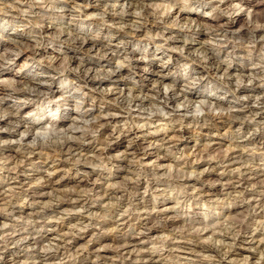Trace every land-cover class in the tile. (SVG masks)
<instances>
[{"label":"clouds","instance_id":"obj_1","mask_svg":"<svg viewBox=\"0 0 264 264\" xmlns=\"http://www.w3.org/2000/svg\"><path fill=\"white\" fill-rule=\"evenodd\" d=\"M91 6L90 3H77V0H0V43L15 46L0 55V77L13 73L16 77L0 79V85L6 88L4 94H0V122L7 121L6 125L0 126V134L17 137L0 138V150L19 146L17 151L23 152L25 157L35 155L39 150L66 155L70 173L76 172L77 177L97 174L101 180L117 175L120 166L133 155L132 165L136 169L131 174L133 179L109 185L112 202L105 205L107 214L103 220L115 219L118 215L127 221L139 218V222L147 225L153 214L173 216L177 223L201 213L208 217L225 214L230 210L228 201L242 200L244 193L237 192L232 196L225 184L224 198L211 199L203 193L217 191L220 180H208L207 177L218 173L223 179L231 168L233 175L239 174L243 179L254 169L253 155H248L249 162L241 160V167L235 168L228 163L227 155L205 158L194 154L189 158L181 144L190 142L189 134L193 130L197 133L219 131L215 128L217 122L233 126L234 131L226 138L234 143L251 141L264 132V96L253 100L240 94L242 89L257 86L264 90V10L257 11V8L264 9V0H96L97 10L86 15ZM68 16L71 20L51 39L61 45L77 46L79 42V47L89 40L95 46L106 39L107 48L92 57V62H107L103 68L88 67L84 59L73 67L74 58L63 53L62 61L54 60L47 65L36 58L43 47L45 25L52 24L57 17L67 19ZM129 20L131 23L126 22ZM204 20L209 23H202ZM86 21H99V30L90 34ZM241 21H244L242 26ZM26 30L31 32L30 39L35 42L34 47L27 49L20 43V38L28 35ZM104 30L109 32L107 37L102 36ZM204 36L208 39L201 44ZM245 38L248 43L244 54L240 55ZM152 45H155L154 52ZM93 50L94 47L89 54ZM26 51L31 55L17 67ZM173 54H178L180 59ZM239 60L251 63L250 73L233 76L231 69ZM45 67L51 71H44ZM36 69L40 71L33 83H19L24 73ZM214 70L215 75L212 74ZM70 74L75 75V81L69 79ZM153 75L156 78L149 86L148 78ZM106 82L111 86H104ZM90 94H96V99H91ZM197 94L201 98H191ZM248 127L251 131H246ZM106 132L107 136L104 135ZM173 133L178 135L166 141V148L153 144L145 147L142 153L131 152L141 141ZM126 139L128 151H118V145ZM208 139L211 141L214 137L209 135ZM95 145H100L98 154L86 156L83 150ZM212 147V143L207 144L205 154ZM157 149L173 160L171 169H158L155 161L151 165L143 163L149 153ZM111 151H116L117 155H109ZM135 155H139V160ZM60 162L57 159L53 167ZM7 163L0 161V172ZM82 166L91 171H81ZM160 172L164 174L160 175ZM54 174L48 172L45 179ZM145 179L150 184L166 183L171 192L158 188L150 204L141 201L138 188L143 186ZM43 182L37 180L36 184ZM173 184L180 186L172 188ZM133 188L137 193L129 199V191ZM113 189L122 195H113ZM256 190L253 186L244 192ZM151 191L150 188L148 192ZM93 196L95 192L87 190L80 194V200L86 201ZM246 203L251 204L250 201ZM9 205L10 201L0 207V213L9 217V222L0 223V264H47L57 259L64 246L49 241L41 247L40 239H34L32 235L37 222L30 218L21 230L16 221L11 220L13 212ZM51 208V204H46L41 212ZM260 212L264 209L257 206L250 209L248 216L222 227L218 243L214 233L205 243L211 244L217 255L205 259L210 264H236L228 259L229 256L239 254L242 242L255 244L256 234L264 233V221L257 224L255 230L250 224L252 213ZM94 220L95 217L90 218L77 235L91 229ZM203 231L199 230V234ZM249 231L251 235H248ZM151 232L145 227L139 235L151 236ZM189 235H193L191 243L195 244L196 230L189 234L186 224L169 235L155 237L154 246L148 251L162 257L168 253L169 264H195L191 258L181 255L179 247H174L184 243ZM261 246H264V239L257 247L249 249L243 264H253L257 254L259 258L255 259V264H264ZM86 252L87 248L79 251L84 264L90 259ZM95 264H99V257ZM138 264L151 262L138 261Z\"/></svg>","mask_w":264,"mask_h":264},{"label":"rangeland","instance_id":"obj_2","mask_svg":"<svg viewBox=\"0 0 264 264\" xmlns=\"http://www.w3.org/2000/svg\"><path fill=\"white\" fill-rule=\"evenodd\" d=\"M11 2V0H9ZM77 3L91 4L92 6L88 9L86 15H90L93 11H96L95 3L96 0H77ZM102 7V6H101ZM264 9L257 8V11ZM22 11V9H21ZM71 20L68 16L67 19L57 17L52 24H46L44 29V37L41 41L43 47L38 50L37 59L45 61V65L52 61H62L64 55H69L74 58L73 67L79 64L81 59L85 60L88 67L91 68H103L105 63L100 61L92 62V57H95L96 53L102 49L107 48L108 41L103 39L97 42L95 46H71L61 45L59 42L51 39L54 37L58 30L66 25ZM131 23V21H126ZM202 23L208 24L207 20ZM244 21H241V26ZM86 26L90 30V34H95L99 30V21H86ZM28 35L20 38V43L28 47H34L35 42L30 39L31 32L29 30ZM109 34L108 30L102 32L103 37H107ZM66 39L67 37H63ZM208 39L204 36L200 43H204V40ZM113 44L119 43V41H112ZM147 43V42H145ZM248 40L245 38L243 46L240 49V55L244 54ZM94 50L89 54V50ZM10 48H15L14 45L0 43V55L8 52ZM82 48V49H81ZM155 45H152L154 52ZM127 51V50H124ZM31 55L30 52L26 51V54L20 58L17 63L19 67L23 61L27 60ZM179 60L178 54H173ZM135 58V57H134ZM56 66H59L58 63ZM251 63L245 60L236 61L231 74L235 76L241 72L250 73ZM40 69L35 71H29L24 73L23 77L19 80V83H31L28 80L31 77H35L36 73ZM44 71H51L47 67ZM203 71V69H200ZM216 74L215 70L212 73ZM15 74L6 75L0 77V79L12 80L15 79ZM155 75L149 77V86L152 81L155 80ZM69 79L75 81L76 77L73 74L69 75ZM169 82V81H166ZM104 86H111L107 82ZM182 86V84H181ZM91 87V85H90ZM121 87H123L121 85ZM6 88L4 85H0V94H4ZM88 91V89H85ZM223 95L224 93H220ZM241 95H248L255 99L257 96H264V90L259 89L257 86L254 89H242ZM91 99H96V94H90ZM193 99L201 98V95L197 94ZM231 101V97H229ZM90 102V101H89ZM224 106H228L225 104ZM26 114V111L25 113ZM264 119V117H262ZM2 126V125H0ZM235 127H239L236 125ZM215 128L219 131H212L209 133L204 130L201 133H197L193 130L189 134L190 142L182 143L181 148L186 149V156L192 158L195 155L207 156L209 155H227L228 163L233 165L235 168H240L241 164L239 161H248V155H253L254 169L250 171L243 179L240 178L239 174L233 175L232 169H229V174L223 179L220 178L219 174H213L207 177L208 180H220L217 191H205L203 194L210 197L211 199H223L224 198V185H228L227 192L232 196H235L237 192L244 193L243 199L233 203L231 200L228 201V208L230 209L225 214H215L213 217L205 216L201 213L198 217L190 218L189 220H181L179 223L175 221V218L170 215L153 214L151 223L145 225L139 222V218L133 220H121L119 216L115 219L103 220L107 213L105 205L111 203L109 199V185H119L124 181L133 179L132 173L136 171L132 165L133 155H129L127 160L120 166L121 170L113 178H107L101 180L99 175L92 174L90 176L81 175L77 177L76 172L70 173V165L67 163V156H58L54 152L47 150H39L35 155L29 154L25 157L23 152L17 151L19 146H9L0 150V161H7V166L4 171L0 172V207L4 206L6 202L10 201L9 210L13 212L11 220L16 221L17 226L23 230L28 220L34 219L36 229L32 231L33 238H39L41 241V247L43 244L49 241L61 243L64 247L59 253V256L55 260H50L47 264H60L64 261V264H84V259L79 257V251L87 248L86 256H89L87 264H95L97 257H99V264H138V261H150L151 264H169L171 257L168 253H165L163 257L160 254H151L148 249L154 246V239L157 236H166L171 234L173 230H178L187 224L189 234H192L196 230V243H191L193 235H189L184 243L174 246L179 247L180 253L183 256L191 258L195 264H210L205 259L206 257L216 256L217 252H212L209 249L203 248L204 245L211 244L205 243L213 237L216 233L217 243L219 242L218 233L222 227H226L230 222L240 219L244 216H248L250 209L259 206L264 209V132H262L255 139L243 142L234 143L232 139L226 138L230 131H234L232 125L217 122ZM23 129H21L22 131ZM246 131H251V127H248ZM105 136L108 135L106 132ZM178 135L173 133L169 136H158L148 139L146 142L141 141L137 146L131 149L133 154L142 153L145 147L149 145L157 144L167 147L166 141L172 139L173 136ZM214 137L211 141L208 136ZM203 137V138H202ZM0 138L3 139H16V136L9 135L8 133L0 134ZM130 139V138H128ZM128 139L122 144L118 145V151H128ZM209 143L213 144V147L205 154V146ZM100 145H95L84 151L86 156L97 155ZM67 149H65V153ZM109 155H117L116 151H111ZM16 157V158H15ZM139 155H135V159L139 160ZM59 159L61 162L58 166L53 167V163ZM156 162L158 169H171L173 166V160L166 158L165 152L157 149L155 152L149 153L147 159L143 161L145 165H151ZM208 166L207 164L204 165ZM179 168V165H176ZM54 172L55 174L48 179V172ZM81 171L90 172V169L81 167ZM163 175V172L159 173ZM37 180H44L41 184H36ZM99 181V184H98ZM242 185V187H238ZM95 186V187H93ZM180 185L173 184L172 188L179 187ZM256 186L258 190L244 192V189H252ZM151 188V192L148 190ZM158 188H164L169 193L171 188L167 187V184H156L153 182L150 184L147 179L143 181V186L138 188V193L141 201H146L150 204L152 196L156 194ZM92 190L95 192V196L86 201L80 200V194L84 191ZM137 193V189H130L128 198L132 199ZM145 193H148L145 196ZM113 195L117 193L115 189L112 191ZM98 201V202H97ZM250 201L251 204L246 203ZM174 203V201L172 202ZM51 204L52 208L41 212L44 205ZM169 207L171 204L168 205ZM127 207V204H125ZM200 207H203L201 202ZM83 210V212H81ZM141 211L144 209L141 208ZM95 217L93 221V227L83 232L82 229L89 223L90 218ZM22 221V222H21ZM119 221V224L117 223ZM264 221V212L252 213L250 217V224L252 230H255L257 224ZM9 222V217L0 213V223ZM47 225V227H45ZM221 226V227H217ZM145 227L151 229V236H140L139 234L145 230ZM116 231H113V230ZM199 230H204L203 234H199ZM37 233L39 236L37 237ZM251 231L248 235H251ZM67 238V239H62ZM264 239V233H257L255 236L256 243H250L244 241L240 245L239 254H233L229 256L230 261H235L236 264H243L245 258L249 255V249L257 247L260 240ZM91 242V243H90ZM158 243V242H156ZM120 250V251H117ZM260 252L264 253V246L260 247ZM199 258V259H197ZM258 254L255 259H258ZM255 259L253 264H255Z\"/></svg>","mask_w":264,"mask_h":264},{"label":"bare ground","instance_id":"obj_3","mask_svg":"<svg viewBox=\"0 0 264 264\" xmlns=\"http://www.w3.org/2000/svg\"><path fill=\"white\" fill-rule=\"evenodd\" d=\"M77 43H79V42H77ZM89 45L93 46V43H92L91 40H89V41L84 45V47H85V46H89ZM78 47H79V46H78ZM79 48H80V47H79ZM81 49H82V48H81ZM35 79H36V76H35V77H31V79H29L28 81L31 82V83H33V82L35 81ZM199 96H200V94H199ZM6 124H7V121H5V122H0V125H2V126L6 125ZM15 158H16V157H15ZM203 248L209 249V250H211L212 252H217L216 249H215L214 247H211V246H209V245H204Z\"/></svg>","mask_w":264,"mask_h":264}]
</instances>
